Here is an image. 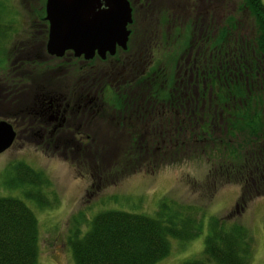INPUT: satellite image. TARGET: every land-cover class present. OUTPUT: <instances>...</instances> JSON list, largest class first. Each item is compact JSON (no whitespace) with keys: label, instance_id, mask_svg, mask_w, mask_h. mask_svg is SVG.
Listing matches in <instances>:
<instances>
[{"label":"trees","instance_id":"obj_1","mask_svg":"<svg viewBox=\"0 0 264 264\" xmlns=\"http://www.w3.org/2000/svg\"><path fill=\"white\" fill-rule=\"evenodd\" d=\"M242 1L243 8L248 9L255 24L256 36L252 43L241 38L226 41L225 37L229 32L225 27L217 30L215 36L207 35V40L198 43L197 51L201 53L203 50L202 55L196 59L197 72L196 70L191 72L192 101L188 96L182 97L183 103L187 102L193 109L191 133L185 135L187 129L185 118L190 114L188 108L186 114H183L185 118L177 120V123L173 119L174 116L171 117L173 112L169 114L170 108L173 107V110L178 108L181 102L179 100L177 103L181 97L178 98V95L172 92L176 87H171L172 83L179 81L173 78L168 67L166 71L155 68L148 70L146 107L162 105L165 109L167 106V113L172 119L169 120L165 116V121V118L157 117L158 113L154 109L148 110L146 115L157 117L158 122L152 126L155 131L161 132V135L150 136L147 143L154 139L156 146L153 150L163 151L165 147L168 148V152L170 149L171 155L166 157L167 155L163 153L155 162L149 161V164L147 161L144 167L135 168L136 171L151 173L157 168L167 166V163L172 165L186 159L192 161L193 158H200L208 163L205 177L212 187L222 182L218 174L225 177L222 184L233 181L239 186L238 202L235 205L238 208L264 193V5L261 0ZM3 7L0 1L1 72L6 69L7 65L4 64L7 63L10 54V50L7 49V44L9 47L10 43L7 40L14 39L19 28L16 26L8 31L7 21L3 20L1 15ZM159 15V19L164 21L165 16ZM38 17L37 14L36 18ZM152 27L156 36L157 25ZM231 28L232 26L229 29ZM146 32L147 28L144 32L136 34L145 37ZM178 38L180 36L176 37L174 43L180 41ZM15 43L16 41L13 45ZM187 46L184 39L177 49L180 47L186 49ZM226 50L238 55L239 67L231 62H222ZM174 51L176 52L175 49ZM7 79L12 80L9 76ZM180 79L187 82L183 76ZM169 89L171 90L168 91ZM23 91L24 89L19 92ZM11 96L12 93L5 96L9 98L8 103L15 105L14 102L18 100L20 114L23 117L27 116L28 110L21 109L25 104L14 95ZM153 100H157L158 103ZM174 128L177 135L169 137L170 130ZM130 139L132 142L135 138ZM48 140L50 139H46ZM74 140L75 138H56L50 143L55 146L61 144L63 149L74 153L78 151L82 153L84 150L79 145L85 146V149L91 146L89 143L83 144ZM46 141L44 142L47 143ZM92 151L89 149V152ZM7 166L14 172L15 180L12 184L22 186V195L27 200L36 202L37 206L47 205L43 196V189H48L49 186L45 175L21 161L9 163ZM157 207L153 216L103 210L96 212L91 219H84L86 224L82 233L77 225L75 233L73 232L71 239L68 240L72 263L155 264L168 254L167 239L186 241L199 232L201 226L199 209L194 214L193 206H182L168 199L166 195L158 199ZM207 219L208 233L203 238L201 248L203 256L184 260L180 264L208 262L248 264L251 239L247 230L238 222L226 221L225 218ZM36 225L33 212L22 200L0 196V264H37Z\"/></svg>","mask_w":264,"mask_h":264},{"label":"rangeland","instance_id":"obj_2","mask_svg":"<svg viewBox=\"0 0 264 264\" xmlns=\"http://www.w3.org/2000/svg\"><path fill=\"white\" fill-rule=\"evenodd\" d=\"M0 1L4 6L1 14L2 19H6L7 26H9L8 31L10 28L22 26L25 33V28H29L34 13L39 11L44 3V0ZM203 1L206 4L208 17L200 20L203 17L201 11L203 6L200 3L199 19L196 22H194V16L197 15V13L195 14L196 8H194L195 0H177L174 8L167 2L163 5L151 3L150 0L145 1L149 9L152 8L153 15L149 16V12H146V16H144L142 9H135L133 12L134 21L130 27L132 29L131 34L134 36H129L127 43L128 49H131L130 52L135 53L136 50L137 52L140 50L141 53L145 52L147 69L155 68L166 71L168 67L172 72L171 75L178 82L183 70L181 68L179 72L180 66L194 50L196 51L198 43L194 44L191 54L188 53L189 45L186 49L183 47L177 49V46L184 39L189 44V40L197 34V29H204L206 37L207 35L213 37L218 33L217 30L225 27L229 32L228 36L225 37L226 41L232 38H236V40L241 38L248 43L254 41L253 38L256 36L255 24L250 18L252 16L248 9L243 8L242 0ZM261 1L264 5V0ZM135 3L137 2L133 1L134 7ZM157 13H162L165 19L168 15L169 22L171 21L174 26L170 23L164 25L156 22V36H154V30L151 29L153 27L148 25V22L154 19ZM187 16L188 19L186 20ZM185 22L186 25L184 26ZM206 26L207 28H204ZM230 26H232L231 29H229ZM144 28H147L145 37L136 34L144 32ZM17 30L21 31L20 29ZM177 36H180L178 38L180 41L174 43ZM22 37L21 31V35L18 36L19 39L14 45V39L7 40L10 43L9 47L7 44V49L10 50L9 59L4 64V66L7 65L6 70L3 72L0 70V84L5 82L9 86L0 85V119H6L4 116H9L10 118L7 120L10 122L14 119L13 111L15 109H13L14 104L7 103L9 98L7 99L5 96L10 94L13 89L4 71L8 73V70L11 69V62L19 63V65L21 62H30L31 65L47 66L46 60L42 59L44 52L41 58L38 53L30 51L38 49V42L27 50L29 52L24 57H11L12 51L16 48L19 49ZM35 37H39L38 34ZM31 43L27 42L28 45ZM150 50L149 56H151L149 57L147 54ZM201 53L196 52L197 58L202 55ZM223 54L224 60L222 62H231L239 67L240 58L236 53L226 50ZM24 66L22 69L16 68L20 72L18 79L26 78V73L23 71L30 68L27 65ZM3 77L4 82L2 83ZM38 79H33L28 84L37 86ZM39 82L43 85L46 81L40 79ZM23 89L25 93L23 104L26 105V98L30 92L24 86L17 91ZM13 95L14 93H12ZM85 116L86 113L84 112L83 116H77L75 120L77 122L83 120V122L85 121L83 125L91 126L89 128L91 136L87 138L77 137L74 141L83 144L89 143V146L93 147L90 146L85 149V146L79 145L80 148L84 149L82 153L79 151L78 153L68 152V149H63L61 144L51 145L50 141L54 137L44 139L37 136H24L21 133L15 136L14 142L5 152L0 153V196H11L22 200L36 218L37 264H73L68 240L71 239L72 233H75L77 225L80 233H82L86 224L83 220L91 219L96 212L113 210L153 216L158 208V199L165 195L168 199L182 206H193L194 214L199 209L201 226L196 236L186 241L167 239L169 241L168 254L165 258L157 260L155 264H180L187 259L201 258L203 256L201 253L203 238L208 233L207 218L209 217L225 218L226 221H235L244 227L251 239L248 264H264V193L248 201L246 205L240 206L241 208L235 207L238 202L239 186L233 181L222 184L225 177L218 174L222 182L220 185L212 187L205 177L208 163L200 158H193L192 161L186 159L181 163L172 165L167 163V166L157 168L151 173L142 170L136 171L135 168L144 167L147 161L149 164V161L155 162L163 153L167 155L166 157L170 156V149L169 152L168 148L165 147L163 151L153 150L156 145H154V139L147 143V139H150L147 137L150 129L148 130L146 127L147 135L142 139L135 138L131 142L130 138L122 135L117 136V133L108 131L106 127L97 131V125L94 126V122L90 121L91 117L85 120ZM115 123L116 119H113L110 125L114 127ZM102 125L104 124L101 123ZM107 131L108 133H106ZM46 139L50 140L46 141ZM140 141L142 142L141 146H139ZM89 149L90 151L94 150L89 152ZM97 159L99 160L97 161ZM17 161L24 162V165H28L46 176L49 186L48 189H43V196L47 205L37 206L36 202L27 200L22 195V186L12 184V181L15 180L14 172L11 168L8 169L7 165ZM194 185L200 186L195 187ZM208 264L214 263L208 262Z\"/></svg>","mask_w":264,"mask_h":264},{"label":"flooded vegetation","instance_id":"obj_3","mask_svg":"<svg viewBox=\"0 0 264 264\" xmlns=\"http://www.w3.org/2000/svg\"><path fill=\"white\" fill-rule=\"evenodd\" d=\"M133 1H136L135 7ZM147 0H127L131 8V23L134 21L135 9H142L144 16L146 12H149V16H152V8L146 5ZM151 3L155 4H166V2L173 8L177 4V0H150ZM196 16H194V22L198 18V9H200V3L203 6L202 15L203 17L200 20H204L208 17V11H206V4L203 0H195ZM44 5V3H43ZM43 5L39 11L34 13L29 28H25L26 33L24 32L22 26H19L18 29L22 31V41L20 40L19 49L13 50L11 57H24L28 54L29 48L32 47L35 43H39L38 49L30 50L38 53L42 59L46 60L47 66L41 67L30 62L15 64L11 62V69L8 70V73L4 71L10 77V85L14 93V96L21 100V103L25 100V93L17 91L20 87L29 89L30 92L27 96L25 107L21 108L22 110H28L26 113L27 116H22L20 114V103L15 101L13 105V117L10 124H12V129L14 135L21 133L24 136H37L39 138L54 137H90L91 131L89 128L91 126L83 125L85 124L83 120L77 122L75 119L77 116H83L84 112L86 113L85 120L88 117L90 121L94 122L97 125V131H101L103 128H108V131L117 133L118 135L126 136L129 138H143L147 135L146 128L150 129L148 138L153 136H160L161 132L155 131L153 124L158 122L157 117L172 119L177 123V120L181 121L185 117L183 114H186L188 109L190 114L185 118L187 121V129L185 135L191 133V122L193 120V109L192 106L187 105V102L183 103L182 97L188 96L187 98L192 101V74L194 70L197 72V63H196V51L194 49V44L201 43L203 40H207L204 29H197V34L189 40V51L188 53L192 54L187 57V59L180 66L183 68L180 73L183 78L187 79V82H183L182 79L178 83H172L171 87H176V90H173L174 95H178V98L181 101L178 104V108L173 110V107L170 108L169 114L173 112L171 117L167 113L168 107L166 106L163 109L162 105H155L154 107L147 108V100L145 95L146 91V80L147 72L149 68H146V55L145 52L141 53L139 50L135 53L130 52L131 49H128L127 43L129 41V36L132 35L131 23L127 27L129 29L128 40L126 43L125 50L115 47L114 54H109L108 52L104 53L103 57H100L94 52L93 56L89 58H82L83 56H74L71 50H65L62 56H56L48 54L44 50L46 37H48L49 24L48 20L44 19L45 15ZM148 9V10H147ZM38 14V18H36ZM162 13H157L148 25L155 26L156 22L168 25L170 23L174 26L171 21L169 22V16L166 15V19L161 21L160 15ZM193 16V15H192ZM147 19V18H146ZM188 19V16L185 18ZM193 19V18H192ZM155 23V24H154ZM169 24V25H170ZM186 22L184 23V26ZM204 28H207L204 27ZM145 29V28H144ZM21 31L17 30L14 40L16 41ZM38 34L39 37H35ZM34 40H39L35 41ZM17 42V41H16ZM27 42H32L30 45ZM26 48V49H22ZM152 50V48H151ZM151 50L147 54L151 53ZM38 56V55H37ZM151 56V55H150ZM149 56V57H150ZM22 61V60H21ZM149 63V62H148ZM24 65H27L30 69L24 70L26 73V78H17L20 74L16 68L22 69ZM25 67V66H24ZM6 70V69H5ZM39 78V79H38ZM33 79L37 80L36 85H29ZM41 81L45 80L44 84H40ZM5 87L7 83L4 82ZM1 85V86H2ZM26 86V87H25ZM169 89L168 91H170ZM197 94V93H196ZM9 101V100H8ZM155 103L157 100H153ZM8 103V102H7ZM158 103V102H157ZM166 103V101L164 102ZM9 104V103H8ZM186 106V110L184 107ZM160 107V108H159ZM188 108V109H187ZM154 109L157 111L158 115L149 116L146 115V112ZM155 113V112H154ZM166 116V117H165ZM113 119H116L114 127L111 126ZM82 122V123H81ZM101 123L104 125L101 126ZM146 127V128H145ZM95 128V127H94ZM111 128V129H110ZM108 131L106 133H108ZM176 129H172L169 132V137L177 135ZM142 142L140 141L139 146Z\"/></svg>","mask_w":264,"mask_h":264},{"label":"water","instance_id":"obj_4","mask_svg":"<svg viewBox=\"0 0 264 264\" xmlns=\"http://www.w3.org/2000/svg\"><path fill=\"white\" fill-rule=\"evenodd\" d=\"M43 9L49 24L44 50L50 56L71 50L82 58L94 52L103 57L105 52L114 54L115 47L126 48L127 24L131 23L127 0H45ZM14 140L12 125L0 119V153Z\"/></svg>","mask_w":264,"mask_h":264}]
</instances>
